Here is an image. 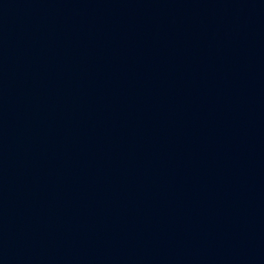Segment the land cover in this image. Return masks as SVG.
I'll list each match as a JSON object with an SVG mask.
<instances>
[{
    "label": "water",
    "instance_id": "water-1",
    "mask_svg": "<svg viewBox=\"0 0 264 264\" xmlns=\"http://www.w3.org/2000/svg\"><path fill=\"white\" fill-rule=\"evenodd\" d=\"M0 264H264V0H0Z\"/></svg>",
    "mask_w": 264,
    "mask_h": 264
}]
</instances>
